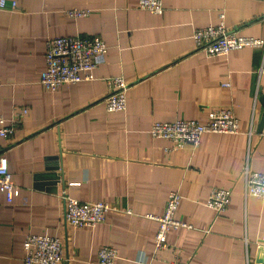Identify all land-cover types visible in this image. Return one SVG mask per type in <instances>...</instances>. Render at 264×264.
I'll return each mask as SVG.
<instances>
[{"label":"crops","instance_id":"crops-1","mask_svg":"<svg viewBox=\"0 0 264 264\" xmlns=\"http://www.w3.org/2000/svg\"><path fill=\"white\" fill-rule=\"evenodd\" d=\"M0 9V115L26 109L2 159L18 194H0V264H22L27 234L57 236L64 264H97L101 246L113 264H255L264 246V198L245 196L243 171L264 172V50L226 56L195 51L194 29L217 25L264 36V0H162L161 14L137 0H6ZM86 10L84 16H70ZM98 36L107 46L93 80L42 88L48 38ZM126 83V107L107 112L108 80ZM230 107L237 134H203L197 148L167 150L151 138L153 122L204 123L210 109ZM213 188L231 191L220 214L205 206ZM192 229L170 230L168 250L152 256L169 192ZM65 194L110 206L103 223H64ZM152 217V218H151Z\"/></svg>","mask_w":264,"mask_h":264},{"label":"built area","instance_id":"built-area-1","mask_svg":"<svg viewBox=\"0 0 264 264\" xmlns=\"http://www.w3.org/2000/svg\"><path fill=\"white\" fill-rule=\"evenodd\" d=\"M141 10L151 14H161L164 10L162 0H137ZM14 1L0 0V9L15 10ZM86 10H73L70 16H84ZM220 22L213 26L197 28L192 31L191 41L195 51L209 57L226 56L234 50L258 48L264 50V36H242L228 30L220 14ZM44 69L40 74L39 84L45 90L55 92L63 85H72L82 81L93 80L100 60L107 52V46L98 36H70L48 38L44 43ZM109 93L103 99L107 112L123 111L126 107V83L120 77L108 80ZM26 109L14 113L10 119L0 115V194L10 204L17 196L18 188L12 183L11 175L2 159V141L13 136L22 123ZM237 134L238 120L230 107L210 109L204 123L194 120H176L174 122H153L148 134L151 138L169 142L167 150L182 149L186 146L197 148L203 134ZM245 179V196L264 198V172L243 171ZM64 204V223L72 228L94 227L105 221L110 206L103 202H80L65 194L61 195ZM231 191L213 188L205 206L220 214L230 203ZM180 195L173 190L168 193L163 212L153 217L157 226L153 238L152 256L160 258L166 250L167 234L170 230L180 228L192 229L181 220L177 213ZM152 218V217H151ZM22 264H64V255L59 237L43 234H27L22 244ZM117 251L110 246H101L97 252V264H113Z\"/></svg>","mask_w":264,"mask_h":264},{"label":"water","instance_id":"water-1","mask_svg":"<svg viewBox=\"0 0 264 264\" xmlns=\"http://www.w3.org/2000/svg\"><path fill=\"white\" fill-rule=\"evenodd\" d=\"M255 264H264V246L258 248Z\"/></svg>","mask_w":264,"mask_h":264}]
</instances>
